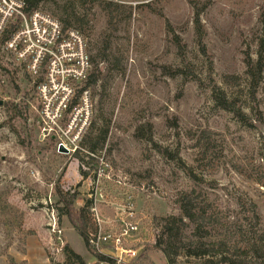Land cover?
<instances>
[{
	"label": "rangeland",
	"instance_id": "rangeland-1",
	"mask_svg": "<svg viewBox=\"0 0 264 264\" xmlns=\"http://www.w3.org/2000/svg\"><path fill=\"white\" fill-rule=\"evenodd\" d=\"M101 1L38 6L57 19L74 13L71 26L83 22L91 55H108L97 83L88 86L93 126L85 135L109 121L104 146L92 156L97 164L86 163L85 146L81 163L59 150L57 139L43 138L38 78L0 42V264H82L65 246L83 264L94 263L69 218L60 215L56 190L77 193L73 207L82 206L97 158L114 179L101 181L111 191L104 215L133 190L139 225L131 243L141 248V264H167L152 247L160 234L154 220L178 216L183 192L194 191L197 205L204 200L223 220L264 229V66L254 94L247 73L264 41V0H194L198 26L189 0H108L131 6L130 15L121 8L114 22ZM119 57L121 68L113 66ZM213 85L245 118L219 106ZM183 235L189 238L190 230Z\"/></svg>",
	"mask_w": 264,
	"mask_h": 264
},
{
	"label": "built area",
	"instance_id": "built-area-1",
	"mask_svg": "<svg viewBox=\"0 0 264 264\" xmlns=\"http://www.w3.org/2000/svg\"><path fill=\"white\" fill-rule=\"evenodd\" d=\"M26 9L24 0H0V40L7 34L3 48L38 78L37 113L43 138L57 139V148L73 155L83 150L81 141L93 113L90 89L86 86L92 69L87 41L79 30L63 29L57 18L39 8L28 12ZM97 159L100 165L94 171L89 194L93 227L87 242L92 251L109 260L95 258L92 264H141V248L131 243L139 225L133 190L124 191L120 203L115 205L112 201L111 215H104L111 191L102 188L101 181L114 179L103 168V159ZM52 231L60 234L54 226Z\"/></svg>",
	"mask_w": 264,
	"mask_h": 264
},
{
	"label": "trees",
	"instance_id": "trees-1",
	"mask_svg": "<svg viewBox=\"0 0 264 264\" xmlns=\"http://www.w3.org/2000/svg\"><path fill=\"white\" fill-rule=\"evenodd\" d=\"M24 1L27 5L26 11L28 12L38 8L41 2L51 0ZM101 2L104 5L110 22H114L118 18L121 8L127 7L129 9L128 15L131 14V6L108 0H103ZM189 2L195 8L194 22L198 26L199 10L197 9L196 2L194 0H189ZM160 16H162L161 13ZM76 18L77 17L73 13L64 15L58 20L61 22L63 29H66L72 27L71 24L73 21H76ZM73 28L82 33L83 22H77ZM6 35L7 34H5L0 42H3ZM263 49L264 41L260 42L258 45L256 59L247 65V73L250 77L249 87L253 94L262 81V70L264 66ZM89 55L93 66L86 82L87 87L97 83L101 74L99 63L107 60L108 56L106 51L103 54L95 52L93 55L89 52ZM121 61L122 59L120 57L116 58L113 66L121 68ZM251 66L253 67L251 68ZM211 92L215 101L222 109L233 112L240 118L244 117L236 104L229 103L218 87L213 85L211 87ZM91 126H93V124H91ZM108 129L109 121L103 120L102 127L96 131L95 134L92 136L84 135L81 145L85 146V151H87V153L95 154L96 151L103 148ZM72 156L77 158L81 163L83 157H86V155L80 153L79 150L74 152ZM88 159L89 161L86 162L88 165L92 161L97 164V160L94 157L88 155ZM88 174V170H81V175L84 177ZM56 193L59 197V202L62 204L59 208L60 215H65L69 218L72 227L82 238L93 257L98 260H109L107 257L92 251L87 242L88 229L91 226L93 227L90 216L92 201L87 199L82 206L76 209L73 207V204L77 197V193H64L60 190H56ZM196 198L197 196L194 195V191L181 193L177 200L180 214L178 216L155 218L154 220L156 225L160 227V234L157 236L152 247L162 253L167 264L177 263L176 256L181 257V262L186 264H264V229H254L256 224H252L251 222L248 223V226L251 228L247 229L242 222H229L223 220V216H220L215 209H210L204 200L201 201L203 204L197 205ZM187 230H190L189 238L183 235V232ZM63 250L66 255L69 254L72 258L83 264L80 255L67 248V246H65Z\"/></svg>",
	"mask_w": 264,
	"mask_h": 264
}]
</instances>
